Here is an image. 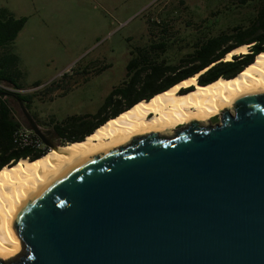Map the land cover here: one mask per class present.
<instances>
[{
  "label": "water",
  "instance_id": "water-1",
  "mask_svg": "<svg viewBox=\"0 0 264 264\" xmlns=\"http://www.w3.org/2000/svg\"><path fill=\"white\" fill-rule=\"evenodd\" d=\"M15 98L48 152L54 130ZM13 228L19 249L0 264H264V91L225 106L220 123L191 117L85 156Z\"/></svg>",
  "mask_w": 264,
  "mask_h": 264
},
{
  "label": "rangeland",
  "instance_id": "rangeland-1",
  "mask_svg": "<svg viewBox=\"0 0 264 264\" xmlns=\"http://www.w3.org/2000/svg\"><path fill=\"white\" fill-rule=\"evenodd\" d=\"M236 3L237 0H0V11L27 17L18 36L0 50L17 59L22 73L19 82L25 89L5 87L9 92L34 94L30 113L39 116L43 128L52 129L51 124H44L50 118L63 120L102 108L111 90L125 78L130 48L146 41L150 24H161L178 10L181 36L186 39L178 41L180 47L185 46L183 53L190 49L192 39L193 29L186 26L187 20L200 23L208 16L204 25L217 33L245 23L256 11L254 6ZM218 10L221 12L213 17L212 12ZM53 81L61 83L58 90ZM37 82L41 85L34 87ZM8 100L22 119L15 96L9 94ZM220 121L219 115L208 123Z\"/></svg>",
  "mask_w": 264,
  "mask_h": 264
},
{
  "label": "trees",
  "instance_id": "trees-1",
  "mask_svg": "<svg viewBox=\"0 0 264 264\" xmlns=\"http://www.w3.org/2000/svg\"><path fill=\"white\" fill-rule=\"evenodd\" d=\"M233 1V0H232ZM238 5L242 6H254L256 11L249 15L245 23H238L232 25L226 29L220 30L217 33L208 31L204 23L206 18L197 24V38L192 39L188 44L190 48L186 53L196 55L197 67L190 69L186 73L176 76L165 87L157 89L158 81L164 76L165 70L170 66H162L161 62L152 59L151 53L148 48H141L134 50L132 58L126 65L125 78L121 84L115 86L109 95L106 97L102 108L97 113L74 115L67 117L63 120H56L50 118L49 122H45V125H50L56 132L59 133L61 138V144L68 142L80 141L84 139L86 135H89L96 127L104 123L111 117H115L121 111H124L137 103L142 99H150L158 92L164 91L171 87L176 82L181 81L184 78L194 75L198 69L210 65V67L204 71L198 78L199 83L208 84L220 77L233 78L244 70L245 67L254 62L255 57L264 51V0H237ZM231 4L226 5L230 8ZM221 12V10L212 12V16L215 17ZM27 22V17H14L9 14L7 10L2 9L0 11V50L4 49L11 41H13L23 29ZM160 23V22H159ZM165 32L168 30V21L164 20ZM186 26L195 29L193 21L187 20ZM202 32V33H201ZM167 37L165 33L163 35ZM185 37L181 36L180 42L185 41ZM193 42H195L193 44ZM252 44L250 46V52L246 54H235L232 60H226L225 56L235 48L244 45ZM166 47V48H164ZM169 46L165 44L158 45L155 51L165 52ZM177 49L181 52L185 46L176 45ZM4 52L0 51V170L5 165L16 163L21 158H28L35 160L42 157L47 153V148L35 150L31 147H17L14 141V132L22 125L28 126V121L23 115L20 119L14 112L9 100L8 95L12 94L18 96L23 100L29 109L32 104L34 94H25L20 92H9L7 86L13 87L16 90L25 89L23 84L19 82V78L22 76L21 71L17 67V59L10 57ZM185 53V52H183ZM182 66V65H180ZM180 66H175L176 69ZM88 68V66L86 67ZM138 70L133 75H130L132 71ZM150 71L145 74V71ZM41 83H35L34 87L40 86ZM52 85L59 89L61 83L55 81ZM6 86V87H5ZM53 86V89L55 88ZM52 89V90H53ZM56 91V88L55 90ZM52 91V92H54ZM61 94V93H58ZM117 99L118 103L112 107L113 111L105 116L102 120L94 122V119L99 117L101 113L108 112L112 106L113 100ZM34 118L39 123L36 116ZM40 126H43L39 124Z\"/></svg>",
  "mask_w": 264,
  "mask_h": 264
},
{
  "label": "bare ground",
  "instance_id": "bare-ground-1",
  "mask_svg": "<svg viewBox=\"0 0 264 264\" xmlns=\"http://www.w3.org/2000/svg\"><path fill=\"white\" fill-rule=\"evenodd\" d=\"M249 52L250 44H244L230 51L225 60ZM189 87L193 89L181 93L183 88ZM259 91H264V51L233 78L221 77L202 85L197 76L190 77L150 100L140 101L97 128L83 141L55 144L40 158H21L4 166L0 170V256H10L19 249V237L13 222L21 207L69 165L138 133L178 128L191 117L210 122L213 117L221 115V110L228 104Z\"/></svg>",
  "mask_w": 264,
  "mask_h": 264
},
{
  "label": "flooded vegetation",
  "instance_id": "flooded-vegetation-1",
  "mask_svg": "<svg viewBox=\"0 0 264 264\" xmlns=\"http://www.w3.org/2000/svg\"><path fill=\"white\" fill-rule=\"evenodd\" d=\"M179 16H180V14H179L178 10H175V11H173L172 17L170 16L167 18L166 21H168V23H169L167 32H165V29H166L165 27H167L165 25V23L160 25V26L155 25V24H150L146 30V33H147L146 41L140 42L136 45H132V47L129 50L130 58H128V61L132 58V55H133L132 52L134 50L141 49V48H148L150 51H152V53H151L152 59L161 62V65L164 67L170 66L169 69L165 70L164 76H162V78L158 81L157 86H156L157 89L165 87L176 76L181 75L182 73H186L190 69L197 67V61H196V55L195 54L186 53V52L182 53L176 47V45H178V43H179L178 41H180V39H181V22H180ZM171 19H173V20L171 21ZM206 22L208 23V16L206 17ZM193 23L195 25V26H193V27H195V29L191 30L190 35L191 36L194 35V39H196L197 34H198L196 26L198 23H195L194 21H193ZM206 28L209 29L210 27L208 25H206ZM165 33L167 34V37L163 36ZM127 41L130 42L131 39L128 38ZM164 42L167 46H169L167 51H165V52L155 51L157 49V46L162 45ZM194 43L195 42H193V44ZM164 48H166V47H164ZM128 61H127V63H128ZM180 65H182V66H180ZM87 66L89 68L90 65L87 64L86 67ZM175 66H180V67L173 69V67H175ZM207 66L208 65H206L205 67H202L201 69H198V70L204 72L208 68ZM137 71L138 70L132 71L130 75H133ZM150 71H153V70H147V71H145V74H148ZM117 103H118V100L114 99L110 110L108 112L101 113L99 115V117L94 119V122H98V121L102 120L105 116H107L109 113H111L113 111L112 107L116 106ZM98 111H96L95 113H97ZM38 117L39 116H37V119H38ZM215 122H218V121L215 120ZM211 124H213V123H211ZM52 129L54 130L53 127H52ZM53 133H54V135H53ZM53 133L48 135L51 142L53 144H61V138H60L59 133L56 132L55 130ZM56 134L59 135L58 138H56V136H55ZM45 148L48 149V146L46 144H45Z\"/></svg>",
  "mask_w": 264,
  "mask_h": 264
},
{
  "label": "built area",
  "instance_id": "built-area-1",
  "mask_svg": "<svg viewBox=\"0 0 264 264\" xmlns=\"http://www.w3.org/2000/svg\"><path fill=\"white\" fill-rule=\"evenodd\" d=\"M17 147H31L35 150L44 149L45 143L29 126L22 125L14 132Z\"/></svg>",
  "mask_w": 264,
  "mask_h": 264
},
{
  "label": "crops",
  "instance_id": "crops-1",
  "mask_svg": "<svg viewBox=\"0 0 264 264\" xmlns=\"http://www.w3.org/2000/svg\"><path fill=\"white\" fill-rule=\"evenodd\" d=\"M95 113V112H94ZM94 113H88V114H94Z\"/></svg>",
  "mask_w": 264,
  "mask_h": 264
}]
</instances>
